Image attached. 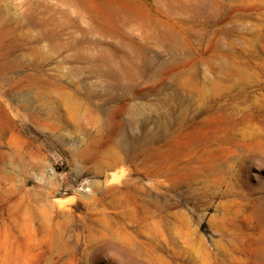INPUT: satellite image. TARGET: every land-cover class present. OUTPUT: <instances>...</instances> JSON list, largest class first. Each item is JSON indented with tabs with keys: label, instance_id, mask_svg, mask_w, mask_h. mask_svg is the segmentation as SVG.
I'll use <instances>...</instances> for the list:
<instances>
[{
	"label": "rangeland",
	"instance_id": "374dc122",
	"mask_svg": "<svg viewBox=\"0 0 264 264\" xmlns=\"http://www.w3.org/2000/svg\"><path fill=\"white\" fill-rule=\"evenodd\" d=\"M0 264H264V0H0Z\"/></svg>",
	"mask_w": 264,
	"mask_h": 264
},
{
	"label": "bare ground",
	"instance_id": "6f19581e",
	"mask_svg": "<svg viewBox=\"0 0 264 264\" xmlns=\"http://www.w3.org/2000/svg\"><path fill=\"white\" fill-rule=\"evenodd\" d=\"M79 91H80V90H79ZM79 94H80V93H79ZM132 132H133V131H132ZM116 142H117V141H116ZM117 147H118V146H117ZM113 152H114V151H113ZM117 152H118V151H117ZM117 152H116V153H117ZM105 154H106V153H105ZM7 156H8V155H7ZM110 156H111V155H110ZM110 156H109V157H110ZM110 159H111V158H110ZM120 159H121V158H120ZM120 193H121V192H120Z\"/></svg>",
	"mask_w": 264,
	"mask_h": 264
}]
</instances>
